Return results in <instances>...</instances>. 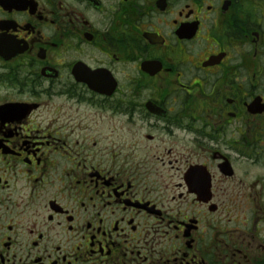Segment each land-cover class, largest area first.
<instances>
[{
	"label": "flooded vegetation",
	"instance_id": "flooded-vegetation-1",
	"mask_svg": "<svg viewBox=\"0 0 264 264\" xmlns=\"http://www.w3.org/2000/svg\"><path fill=\"white\" fill-rule=\"evenodd\" d=\"M0 264H264V0H0Z\"/></svg>",
	"mask_w": 264,
	"mask_h": 264
}]
</instances>
